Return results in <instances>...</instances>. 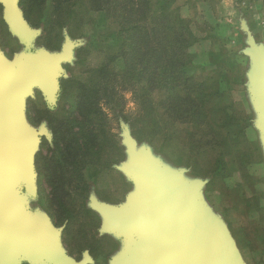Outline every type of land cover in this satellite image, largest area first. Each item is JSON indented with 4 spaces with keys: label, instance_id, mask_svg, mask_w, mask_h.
Returning a JSON list of instances; mask_svg holds the SVG:
<instances>
[{
    "label": "rangeland",
    "instance_id": "rangeland-1",
    "mask_svg": "<svg viewBox=\"0 0 264 264\" xmlns=\"http://www.w3.org/2000/svg\"><path fill=\"white\" fill-rule=\"evenodd\" d=\"M174 3L203 38L190 52L198 63L196 78L206 82L213 97L198 125L172 123L159 107V90L148 94L153 111L145 116L133 90L117 83L113 101L100 98V113L90 114L86 122L83 107L75 102L79 83L93 80L104 91L105 81L91 69L115 52L108 42L117 26L103 10L94 11L91 0H18L28 30L19 37L0 4V51L8 61L25 65L35 57L61 58L51 92L35 87L23 101L24 123L40 140L33 152L35 194L23 185L16 191L32 219L44 217L59 230L58 254L72 262L65 244L76 250L97 243L107 250L108 264H136V251L149 240L138 230L111 232L99 210L141 200V189L127 172L135 168L127 154L132 143L133 153L149 161L161 180L177 175L172 194L184 197L199 185L195 202L202 221L224 227L243 264H264V134L258 126L263 117L252 93L256 70L247 54L251 42L264 52V0ZM110 67L119 72L122 62ZM149 118L161 126L155 135L149 133ZM77 131L85 150L74 160ZM22 262L57 264L51 255L22 257L16 263Z\"/></svg>",
    "mask_w": 264,
    "mask_h": 264
},
{
    "label": "water",
    "instance_id": "water-1",
    "mask_svg": "<svg viewBox=\"0 0 264 264\" xmlns=\"http://www.w3.org/2000/svg\"><path fill=\"white\" fill-rule=\"evenodd\" d=\"M0 4L11 30L26 37L28 30L18 0H0ZM251 47L247 54L257 82L252 93L263 117L258 126L264 134V52L252 42ZM60 61L46 55L20 65L19 60L8 61L0 51V264L45 255H51L57 264H74L58 254L59 230L44 217L32 219L16 191L23 185L30 195L35 194L33 152L40 140L24 123L23 101L35 87L51 92ZM127 154L135 166L127 172L136 179L141 200L120 208L102 205L99 210L111 232L138 230L149 238L136 251V264H243L224 227L217 221H202L196 211L199 185L184 197L174 195L169 188L177 175L161 180L149 161L133 153L132 143H128Z\"/></svg>",
    "mask_w": 264,
    "mask_h": 264
},
{
    "label": "trees",
    "instance_id": "trees-1",
    "mask_svg": "<svg viewBox=\"0 0 264 264\" xmlns=\"http://www.w3.org/2000/svg\"><path fill=\"white\" fill-rule=\"evenodd\" d=\"M92 1L94 11L103 10L106 19L118 30L108 42L109 49L113 46L115 52L107 54L104 63L91 69L93 76L105 81L104 91L101 92L93 80L79 83L75 102L76 106L83 107L86 122L90 121V114L100 113L97 108L100 98H105L109 104L113 101L118 85L121 89L133 90L145 116L153 111L148 94L159 90L162 93L159 107L172 123L202 124L206 117L205 106L213 93L207 91L209 86L205 81L196 78L194 72L198 63H194L190 49L203 38L195 35L191 20L182 16L179 7H174V0ZM117 60L122 62L119 72L110 67ZM149 122L153 128L149 133L155 135L161 126L151 118ZM80 126L83 128L84 123ZM81 141L80 133L75 132L74 160L84 154Z\"/></svg>",
    "mask_w": 264,
    "mask_h": 264
},
{
    "label": "flooded vegetation",
    "instance_id": "flooded-vegetation-1",
    "mask_svg": "<svg viewBox=\"0 0 264 264\" xmlns=\"http://www.w3.org/2000/svg\"><path fill=\"white\" fill-rule=\"evenodd\" d=\"M62 242H64L62 240ZM64 245V244H63ZM65 253L70 256L74 264H108V252L106 249L101 247L96 243L91 248L87 249H72L65 244ZM106 250V251H105ZM12 264H28L26 262L22 263H12Z\"/></svg>",
    "mask_w": 264,
    "mask_h": 264
}]
</instances>
